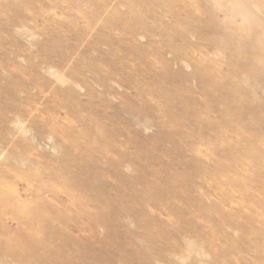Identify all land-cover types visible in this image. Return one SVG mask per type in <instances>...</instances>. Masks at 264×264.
I'll return each mask as SVG.
<instances>
[{"label":"rangeland","instance_id":"rangeland-1","mask_svg":"<svg viewBox=\"0 0 264 264\" xmlns=\"http://www.w3.org/2000/svg\"><path fill=\"white\" fill-rule=\"evenodd\" d=\"M45 261L264 264V0H0V264Z\"/></svg>","mask_w":264,"mask_h":264},{"label":"bare ground","instance_id":"bare-ground-1","mask_svg":"<svg viewBox=\"0 0 264 264\" xmlns=\"http://www.w3.org/2000/svg\"><path fill=\"white\" fill-rule=\"evenodd\" d=\"M260 59H263V57H261ZM259 61H260V60H259ZM83 210H84V209H83ZM56 227H57V226H56ZM30 230H31V229H30ZM58 230H59V229H58ZM56 231H57V230H56ZM56 231H54V233H55ZM35 233H36V232H35ZM59 233H60V232H59ZM57 234H58V233H57ZM57 234H56V235H57ZM52 235H53V236H52ZM52 235H50V236H52L51 239L53 240L54 234L52 233ZM59 235H60V234H59ZM50 236H49V234H48V239H47V240L50 239V238H49ZM51 239H50L49 241H52ZM56 239H57V238H56ZM56 239H55V240H56ZM53 242H54V241H53ZM43 243L46 244L47 242H43ZM51 243H52V242H51ZM54 243H55V242H54ZM58 243H59V242H58ZM60 244H61V243H60ZM41 245H42V243H41ZM47 245H48V244H47ZM50 245H51V244H50ZM50 245H49V246H50ZM52 245H53V244H52ZM54 245L57 246L56 244H54ZM54 245H53V246H54ZM42 246H43V245H42ZM44 246H45V245H44ZM53 246H52V248H53ZM55 246H54V247H55ZM47 247H48V246H47ZM42 248H43V247H42ZM48 248H49V247H48ZM60 248H61V247H60ZM53 249H54V248H53ZM43 250L45 251V249H43ZM60 250H61V249H60ZM47 251H48V250H47ZM49 251H50V248H49ZM49 251H48V252H49ZM53 251H54V250H53ZM56 251H58V250H55V252H56ZM63 251H64V250H63ZM63 251H61V252L64 253ZM61 252H59V256H61V255H60ZM43 253H44V252H43ZM51 254H52V253H51ZM45 255H46V253H45ZM53 255H55V254H53ZM56 255H58V254L56 253ZM65 255H66V254H65ZM73 256H74V255H73ZM48 257H49V256H48ZM62 257H65V256H62ZM69 257H70V255H69ZM44 258H45V257H44ZM49 258H51V257H49ZM56 258H57V257H56ZM56 258H54V259H56ZM72 259H74V262H75V258H72ZM49 260H50V259H49ZM69 260L71 261V259H69ZM71 262H73V261H71ZM49 263H50V262H49ZM56 263H57V262H56ZM45 264H46V261H45ZM51 264H52V263H51ZM74 264H75V263H74Z\"/></svg>","mask_w":264,"mask_h":264}]
</instances>
